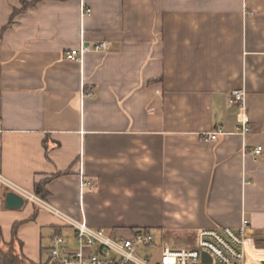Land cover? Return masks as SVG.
<instances>
[{
    "label": "crops",
    "instance_id": "0c3cea01",
    "mask_svg": "<svg viewBox=\"0 0 264 264\" xmlns=\"http://www.w3.org/2000/svg\"><path fill=\"white\" fill-rule=\"evenodd\" d=\"M21 8L0 0V175L45 183L54 207L115 238L186 231L162 243L174 249L246 218L248 261L264 264V0H47L4 30ZM82 41L109 50L68 60ZM239 90L245 106L230 107ZM9 194L0 182L4 245L35 264L57 234L75 247Z\"/></svg>",
    "mask_w": 264,
    "mask_h": 264
},
{
    "label": "built area",
    "instance_id": "2783aa9c",
    "mask_svg": "<svg viewBox=\"0 0 264 264\" xmlns=\"http://www.w3.org/2000/svg\"><path fill=\"white\" fill-rule=\"evenodd\" d=\"M81 13L91 14V9L81 5ZM109 43L101 42L90 48L81 42L78 49L68 54L70 61H82L87 52H105ZM230 107L245 106V92L234 91L228 99ZM250 120L243 117L242 126L237 133L246 136L250 133ZM221 133H211L207 141H216ZM262 147L251 155L259 158ZM0 182L13 194L21 197L37 208L48 212L74 230L75 247L64 236L57 234L52 245L46 250L45 264H250L247 231L250 227L244 218L238 230L230 228L203 230L198 233L196 245L188 249H174L159 244L148 230L135 231L129 238H115L105 229H93L85 221H76L58 210L46 199L28 191L0 175Z\"/></svg>",
    "mask_w": 264,
    "mask_h": 264
},
{
    "label": "trees",
    "instance_id": "16d2710c",
    "mask_svg": "<svg viewBox=\"0 0 264 264\" xmlns=\"http://www.w3.org/2000/svg\"><path fill=\"white\" fill-rule=\"evenodd\" d=\"M47 0H35L32 3H29L27 0H21L22 8L21 10H16L12 16V19L7 27L4 30L12 27L14 24L15 18L22 13L27 12L30 8L37 6L39 3ZM46 184L43 183L37 187L36 193L39 194L42 198H46ZM14 239H16V228L14 230ZM0 264H35L32 261L28 260L17 251L16 244L13 242L10 245H4L1 236H0Z\"/></svg>",
    "mask_w": 264,
    "mask_h": 264
},
{
    "label": "rangeland",
    "instance_id": "374dc122",
    "mask_svg": "<svg viewBox=\"0 0 264 264\" xmlns=\"http://www.w3.org/2000/svg\"><path fill=\"white\" fill-rule=\"evenodd\" d=\"M68 216H70V215H68ZM70 217L73 218L72 216H70ZM184 232H186V231H174V230H169V229H153V231H151V233L156 237L159 244H162L163 242L166 244L167 243L172 244L171 239H173V237H175L177 235L184 234ZM178 246L184 247L185 245L180 244Z\"/></svg>",
    "mask_w": 264,
    "mask_h": 264
},
{
    "label": "water",
    "instance_id": "95a60500",
    "mask_svg": "<svg viewBox=\"0 0 264 264\" xmlns=\"http://www.w3.org/2000/svg\"><path fill=\"white\" fill-rule=\"evenodd\" d=\"M23 205H24V200L21 197L13 193L7 196V207L8 208L17 209V208H22Z\"/></svg>",
    "mask_w": 264,
    "mask_h": 264
}]
</instances>
